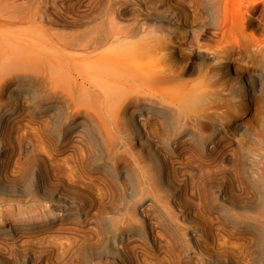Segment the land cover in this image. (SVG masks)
Segmentation results:
<instances>
[{
	"label": "bare ground",
	"instance_id": "1",
	"mask_svg": "<svg viewBox=\"0 0 264 264\" xmlns=\"http://www.w3.org/2000/svg\"><path fill=\"white\" fill-rule=\"evenodd\" d=\"M73 2L74 0H35L36 7L27 10L22 6V0H0V72L6 69L9 64L8 61L12 62L13 59H16L17 62H19L18 58L29 61L28 58L34 55L32 46L34 48L38 46L35 45L38 42V38L35 39L36 37H33L29 41L30 43L27 42L28 45H31L32 42V46L27 44L26 46L25 41H28L29 33L25 35L19 32L10 33L7 31L10 25H20L22 22H28L36 26L42 25L43 21L56 26L84 25L88 23L93 18L92 0L91 2L90 0ZM42 3L44 6L51 3L54 11L51 13V17L46 15L44 10L39 9ZM57 5H59V10L55 8ZM119 7L112 12L111 25H115L116 16L122 14H119L122 6L120 9ZM135 7H138L141 12L140 5ZM160 13L156 12L155 16L147 17L150 21H164L167 23L176 21L171 15L163 16ZM66 19L71 21L66 22ZM35 29L37 33L38 28L35 27ZM34 30L32 35H34ZM53 34L58 41H54L56 42L55 50L53 55L51 54L53 57V59L51 57L53 92L58 89L60 84L64 85L71 104L89 105V110L93 112L90 115L91 123L95 125L99 123L95 120H101L99 124H102L104 129L113 132L117 125L111 120L108 102L111 100L113 90H119V88L122 90L127 87L128 94L125 101H128L132 107L129 120L131 136L133 137L131 139H134L136 143L145 148L149 155L148 161L141 158L139 154L127 153L129 150L124 151L127 154L126 156H123V153L120 154V151L123 150L119 141L122 136L120 134H110L112 137L107 141L109 146L106 147L109 149V151L106 150L109 153L107 160H103L96 137L94 138L89 134L92 129L87 125L88 123L74 120L65 124L63 132L57 130L56 119L58 118H52L54 114L57 116L58 113V109H55L54 105L51 106L52 124L49 125L52 126L50 140L52 160L55 165H51L52 176H50L49 169L45 168L41 160L35 158L33 152H29L28 142L20 141L18 150H15L11 142L9 143L3 137L2 129L0 131V195L14 197L18 195L25 200L32 193H39L43 201L48 202L49 207L36 208L37 212H35L33 211L35 208H32V210L20 206L21 201L16 200L15 202L19 203V207L16 208H20L18 211L15 210V213L18 212L17 216L11 214V216L1 217L0 215V247L6 252L5 255L3 253L0 257V264H91L94 261L101 264V260L105 258H110L112 260L111 264H164L165 260L161 258V254L168 242H173L178 248L183 246L181 247V253H183L189 264L193 261L195 264H201L200 252L202 253L203 246L198 241L200 236L197 228L194 227L197 222L194 214L199 208L204 211L213 210V207L217 204H214V202L218 199L224 201L219 206L230 209L234 207L252 208L259 204V217L264 222V118L259 126V134L249 135L245 140L246 147L240 145L237 148L239 149L237 154L234 151L235 148H231L229 153V156H231L228 159L230 162V166H228L230 187L237 191L240 190L239 197L243 198L229 197L223 184L216 185L214 187L215 191L208 193L206 196V189L203 190L204 187L199 186L196 182H189L190 179L191 181L194 180L191 174L186 173L183 169L185 166L183 167L182 162L179 161V151L181 149L185 150L184 148L195 150L198 153H203L206 149L212 150L223 134L228 136L229 139L231 136L229 137L227 134L232 133L233 129L247 127L245 125L247 118L236 111L229 110L231 112L227 122L230 124V129L225 132L226 128L223 131L222 125L217 124L215 121V117L219 115L217 113L219 112L218 106L209 105L206 108L207 110L204 111L205 114L202 113L196 116L187 115L180 111L183 106L180 102L178 103L181 107L177 103L178 106L174 108V95L152 90V85L155 86V84H178L180 77L176 74V71H173V68H158L160 65L158 67L156 65L148 72L149 74L145 77L146 80L142 78L134 79L132 76L133 79L112 76V70L118 64L117 60L112 56L99 53L98 49L108 40L117 43L126 39L130 34L126 31V28L112 29L106 36L95 34L92 30L86 33ZM69 51L72 52L70 56H68ZM75 57L76 59L77 57L80 58L85 63H73ZM25 63L22 65H28V63ZM13 70L15 71V69ZM5 71L8 72L7 69ZM245 85L247 89L244 88V92L248 96H253L255 91L264 90V79L260 74H253L245 80ZM105 91H112L111 96L106 95ZM119 92L117 93L119 94ZM261 93L264 92L261 91ZM107 94L110 93L107 92ZM108 96L110 97L107 98ZM153 104L158 105L162 110L160 111L158 106L154 107L157 111L154 110ZM20 105L23 106V104ZM26 106L24 108L27 110ZM15 108L17 109V107ZM31 108L33 109V107ZM11 110L13 112L12 108ZM37 111L39 113L38 109L34 110L35 113ZM184 112L186 111L184 110ZM44 113L48 114L45 111ZM2 116V119H4L11 115H6L4 112ZM205 122L211 126V131L206 135L207 140L201 142L198 137V140H196L197 133L194 138V132L192 133L188 129L198 130V128L204 126ZM165 137H169L170 140L165 141ZM125 140L128 139L125 138ZM73 143H79L80 145L77 144V146L79 145L81 148L72 146ZM61 149H64V152L61 153ZM60 154H64L63 158L61 157L62 160L59 159ZM120 155L125 160L126 157L128 158L126 161L131 165L129 169L117 166V163L119 165L118 160L122 158L119 159ZM60 175L70 182H63V179L61 180V177H59ZM176 176L179 177L181 184L174 183L173 178H176ZM132 181L137 186V191L130 194L132 197L137 198V204L134 205L132 216L125 217L119 213L115 203L117 200L124 198L125 190L123 186L131 184ZM77 183H82L89 189L95 190L97 198L94 201L88 200L79 191H76L75 184ZM196 197L200 200V207L197 206L198 203H194ZM6 206L4 209L2 207L3 213L8 210L11 211L13 207L10 206L9 209L7 206V210ZM137 223H140V227L136 225ZM185 231L187 235L184 234ZM188 234L189 237H187V240L185 239L186 244L182 245L181 243L180 245L179 241L182 235L188 236ZM50 238L51 240H49ZM249 238L252 239V237ZM257 240L264 242V231L258 234ZM47 241H51V243L49 242L51 244L49 245L51 246V255H49L50 253L46 254V251L45 255H42L40 250L33 248L37 245H45ZM152 248H157L158 254ZM149 254L150 257H153L152 261H149ZM209 261L214 264L217 260L210 256ZM221 261L224 264H238L230 262L227 258Z\"/></svg>",
	"mask_w": 264,
	"mask_h": 264
},
{
	"label": "rangeland",
	"instance_id": "2",
	"mask_svg": "<svg viewBox=\"0 0 264 264\" xmlns=\"http://www.w3.org/2000/svg\"><path fill=\"white\" fill-rule=\"evenodd\" d=\"M22 1V6L27 10L36 7L34 3L35 0ZM80 1L81 0H74L75 3ZM91 3V6H93V8L91 7L93 10V18L84 25L70 24L56 26L43 21L42 25L35 26L28 22H22L20 25H10V27L7 28V31L10 33L19 32L24 35L29 33L27 38L28 41H25V45H28L33 37H36V40L38 38L37 44L35 43V45L38 46H35V49L34 46H32V42L31 45H28L32 46L34 50V55L28 58L29 61L18 58L19 62H17L16 59H13L12 62L8 61L10 65L8 64L9 66L7 65V67L10 69L6 67L9 73L5 71L6 69L0 72V131L3 129V137L9 143L11 142L15 150H18L20 141L28 142L29 152H33L32 154L35 158L41 160L45 168L49 169L50 176H52L51 165L54 166L55 163L52 160L50 140L52 126L49 124H52L51 119L55 117L58 118L56 119V126L57 130L60 132L64 131L65 124L74 120L88 123L87 125L92 129L89 131V134L94 138L96 137L98 149H100L99 151L105 161L109 153L106 151H109V149H107L109 142L107 141L112 137L110 134L122 135L119 141L123 148H121L120 145L119 147L123 150L120 151V154L123 153V156H126L127 154H125L124 151L127 152L129 150L127 153L130 154V152H133L135 155L139 154L141 158L148 161L149 155L145 148L136 143L134 139H131L133 137L131 136L129 120L132 107L128 101H125L128 94L127 87H124L122 90L121 88H119V90H113L112 97H110L112 91H107L110 94H107L105 91L106 95H110L107 98H111V100L109 99L110 102H108V111L111 120L117 125L116 129L110 132L104 129L102 124H99L101 120H95V122H99L95 125L91 123L90 115H92L93 112L89 110V105L83 106V104L80 106L71 104L64 85L60 84V88L58 87V89L53 92L54 85L52 86L53 83L51 82L52 55L55 50V43L58 42L56 36L54 34L52 35V33L76 34L86 33L92 30L95 34L106 36L112 29L123 27L126 28V31L130 32L126 39L117 43L108 40L98 49L99 53L112 56L117 60L118 64L114 70H112V76H116L117 78H131L132 76L134 79H145L146 75L149 74L148 72L155 68L156 65L157 67L160 65L158 68H173V71H176V74L180 77L178 84H155V86L152 85V90H158L163 94L174 95V97H172L175 105L173 106L171 104L174 108H176L175 106H178V102H180L181 106L183 105V110L180 108V111L187 115L196 116L202 113L205 114L204 111L207 110L206 108H208L209 105L218 106L219 112L217 113L219 115L215 117V121L217 124L220 123V125H222L223 131L226 128L225 132L230 129V124L227 121L229 120V113L231 111H236L238 114H242L243 117L245 116L244 118H247L245 121L247 127L233 129L232 133L229 132L230 134H227L229 137L231 136L229 139L228 136L223 134L221 136L222 138H220L217 143L218 146L216 145L214 149H206L203 153H198L195 150L184 148L185 150L181 149L178 153L179 161L182 162L183 167L185 166L183 169H185L186 173H190L194 180L191 181L190 179L189 182H196L199 186L204 187L203 190L205 191L206 189V196L208 193L215 191L214 187L216 185L223 184L225 185V190L229 197L232 196L237 199L243 198L239 197V194H241L240 190L237 191L230 187V173L228 172L230 162L228 159L231 157L229 156L231 148H235L234 151L237 154L239 151L237 148H239L240 145L241 147H246L245 140L249 135L259 134V126L264 118V93H261V91L264 92V90L262 89L260 92L255 91L253 96H248L246 92H244V90L247 89L245 80L253 74H260L264 79V53H262L264 52V0H96V4L95 0H92ZM134 5H140L141 12L139 8ZM119 6H122L119 12V14H122L121 16H116L115 25H111L112 12L114 10L116 11V8ZM58 7L59 5L55 7L56 10H59ZM39 9L44 10L45 14L49 17H51V13L54 12L51 3L46 6L42 3ZM156 12H161L160 14L163 16L171 15L176 21H173L174 23L155 20L150 21L147 16H155ZM69 21L71 20L66 19V22ZM39 26L41 29H39ZM35 27L38 28L37 33L35 32ZM33 30L34 35H32ZM70 53L72 54V52L69 51L68 56H70ZM163 57L165 58L163 59ZM74 59L76 60L73 61L75 64L85 63V61L78 57ZM24 63H28V65L23 66L22 64ZM13 69H15V71ZM17 69L19 70L17 71ZM61 83L63 82L61 81ZM154 87L156 89H153ZM116 91H120L119 94ZM52 93L56 94L53 95ZM16 104L24 110L20 109ZM20 104H23V106ZM153 105L149 106H153V108L158 106L155 104ZM24 106H26L27 110ZM51 106L58 109L57 116H55V114L54 117L52 116ZM15 107H17V109ZM30 107H33L35 111L38 109L39 113L38 111L35 113ZM42 109L46 113L48 112V114H45ZM158 109H160L159 106ZM40 110L43 112L41 113ZM154 110L157 111L155 108ZM161 110L162 109H160V111ZM184 110L186 112H184ZM29 111L31 112L29 113ZM4 112L6 115L11 116L4 118L5 120L2 119ZM8 118L9 120H7ZM205 124L206 122L204 123L205 127L198 128V130H194L193 128L188 129V131L194 132V138L197 133L196 140H198V137L201 142L207 140L206 135L211 131V126ZM199 129H201V131H199ZM198 134L199 136H197ZM25 138L30 140L28 141ZM125 138L128 140H125ZM168 138L165 137V141L170 140V138ZM122 143L126 147H124ZM77 144L79 143H73L72 146L76 147ZM79 148L81 147L79 146ZM62 152H64V149H61V153ZM63 156L64 154H60L59 159L62 160L61 157L63 158ZM121 157L120 155L119 159ZM122 158L120 159L121 161L118 160L119 165L117 163V166H119V168L129 169L131 165L126 161L128 158L126 157V160ZM177 176L173 178V181L174 183L177 182V184H181ZM59 177H61V180L63 179L62 181L65 183L70 182L62 175ZM133 183L132 181L131 184H125L123 186L125 190L124 198L117 200L115 203L119 213L125 217L132 216L134 205L137 204V198L131 196L132 193L137 191V186ZM75 186L76 191H79V193L84 195L88 200L94 201L95 198H97L96 192H94L95 190L92 188L89 189L82 183H77ZM34 195L36 198L33 197ZM197 199V197L194 199V203H198L197 206L200 207V200L198 199V201ZM0 200L2 201H0L1 217L11 216V214L17 216L18 212L15 213V210L18 211L20 208H16L19 207V203L15 202L16 200H18V202L21 201L20 206L22 205L29 209L49 207L48 202H44L39 193H32L31 196L26 197L25 200L18 195L15 197L0 195ZM14 203L15 205L17 203V205L15 206ZM222 203H224V201L218 199L214 202L216 205H213V210L204 211L198 207L199 210L194 214L195 220L197 221L194 227L197 228L198 235L200 236L198 237V241H200L199 243L203 246L201 249L202 253L200 252L201 264H213L209 261L210 256L217 260L214 264H224L221 261L224 258L238 264H264V242L257 240L258 234L264 231V222L260 219L258 213L259 204L252 208L234 207L230 209L219 206ZM3 204H6L9 209L10 206H13L12 208H14V210L11 208V211H9L8 207L5 205L8 211L3 213L5 207ZM35 209L33 211L37 212V209ZM136 225L140 227V223ZM184 234L187 235L186 231ZM186 235H182V238H180V245L181 243L182 245L186 244L185 241L187 237H189V234L188 236ZM249 237H252V239ZM49 240H51V238ZM49 242L51 243V241H47L46 244ZM50 243L47 244L48 247H46V244H43L44 246L37 245L33 248L40 250L42 255H45V251L46 254L50 253L49 255H51ZM166 244L165 246L168 247L164 246L165 250H163L161 254V258L165 260L164 264H189L184 258L185 256L183 253H181V247L183 246L179 245L180 247L178 248L173 242H168V245ZM179 249L181 250L179 251ZM152 250H155V253L158 254L157 248H152ZM3 253L5 255L6 252L0 247V257ZM150 256L149 254V261H152L153 257ZM253 260L255 261L252 263ZM95 262L98 264V261L91 262V264ZM110 262H112L110 258L101 260V264H111ZM190 264H195V262L193 261V263L191 262Z\"/></svg>",
	"mask_w": 264,
	"mask_h": 264
}]
</instances>
